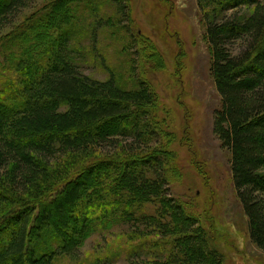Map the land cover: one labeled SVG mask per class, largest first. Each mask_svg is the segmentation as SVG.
I'll return each mask as SVG.
<instances>
[{"label": "trees", "instance_id": "obj_1", "mask_svg": "<svg viewBox=\"0 0 264 264\" xmlns=\"http://www.w3.org/2000/svg\"><path fill=\"white\" fill-rule=\"evenodd\" d=\"M27 1L0 0V31ZM196 2L221 99L214 133L230 152L249 238L264 252V0ZM128 13L127 0H51L0 32V264H58L63 257L78 264L80 246L109 211L174 239L169 254L163 249L146 264L223 263L198 219L166 196L170 153L157 145L161 135L152 127L159 118L150 123L143 109H156L158 97L134 64L151 46V65L164 67L153 43L131 31L128 79L125 70L105 80L79 70L81 42H92L95 52L97 35L108 26L116 40L120 20L113 15ZM127 133L122 152L106 150ZM79 154L87 156L85 164L53 172L60 156ZM153 202L159 218L137 216Z\"/></svg>", "mask_w": 264, "mask_h": 264}, {"label": "rangeland", "instance_id": "obj_2", "mask_svg": "<svg viewBox=\"0 0 264 264\" xmlns=\"http://www.w3.org/2000/svg\"><path fill=\"white\" fill-rule=\"evenodd\" d=\"M50 1L28 0L16 11L12 24L22 23ZM127 4L129 17L113 15L117 22L120 20L117 27L113 26L117 28L116 40L110 36L114 29L108 26L98 33L95 52L92 42H81L79 70L99 80L107 79L113 72L119 76L125 70L123 79H128L135 54L129 53L132 32L138 30L153 43L163 58L164 67L154 69L151 65V46L142 52L145 53L142 60L137 58L134 64L136 73L152 83L158 97L156 109L153 105L143 109L147 110L150 123L153 115L159 118L152 127L161 135L157 145L170 153L167 198L187 218L198 219V224L208 231L213 246L222 254V264H264V252L249 238L247 218L235 194L230 152L222 147L214 133L215 112L221 99L210 74V53L201 8L196 0H127ZM12 24L5 25L0 32L7 33ZM129 135L114 138L116 146L106 150L122 152L120 149L126 147L124 137ZM127 142L131 141L127 138ZM154 142L147 144L152 146ZM85 157V154L76 158L60 156L53 172L69 169L71 173L85 164ZM106 170L109 172L112 168ZM158 208L157 202L147 203L139 207L137 216L142 213L156 220L160 216ZM99 213L93 216L98 217ZM108 213L110 217L95 223V231L85 238L75 263L106 260L109 264H146L155 261L163 249L169 254L174 239L163 236L157 229L147 228L141 220L125 221L113 216V211ZM58 264L72 262L63 257Z\"/></svg>", "mask_w": 264, "mask_h": 264}]
</instances>
